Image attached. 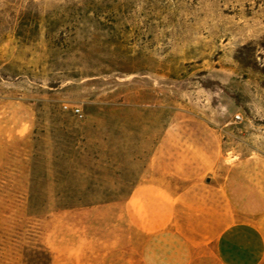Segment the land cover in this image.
I'll use <instances>...</instances> for the list:
<instances>
[{
    "label": "rangeland",
    "instance_id": "374dc122",
    "mask_svg": "<svg viewBox=\"0 0 264 264\" xmlns=\"http://www.w3.org/2000/svg\"><path fill=\"white\" fill-rule=\"evenodd\" d=\"M160 193L264 235V0H0V264H87Z\"/></svg>",
    "mask_w": 264,
    "mask_h": 264
},
{
    "label": "crops",
    "instance_id": "0c3cea01",
    "mask_svg": "<svg viewBox=\"0 0 264 264\" xmlns=\"http://www.w3.org/2000/svg\"><path fill=\"white\" fill-rule=\"evenodd\" d=\"M167 197L132 194L116 220L128 230L127 240L90 242L87 264H264V235L251 223L230 224L210 245L205 234L172 229L177 210Z\"/></svg>",
    "mask_w": 264,
    "mask_h": 264
},
{
    "label": "built area",
    "instance_id": "2783aa9c",
    "mask_svg": "<svg viewBox=\"0 0 264 264\" xmlns=\"http://www.w3.org/2000/svg\"><path fill=\"white\" fill-rule=\"evenodd\" d=\"M64 110L69 111L71 115L75 117L77 120L79 121L83 120L84 115L79 108L77 107L68 108L67 106H64ZM234 119H235L234 122L237 124H240L243 122V119L239 114L235 115Z\"/></svg>",
    "mask_w": 264,
    "mask_h": 264
},
{
    "label": "water",
    "instance_id": "95a60500",
    "mask_svg": "<svg viewBox=\"0 0 264 264\" xmlns=\"http://www.w3.org/2000/svg\"><path fill=\"white\" fill-rule=\"evenodd\" d=\"M207 182H209V180Z\"/></svg>",
    "mask_w": 264,
    "mask_h": 264
}]
</instances>
